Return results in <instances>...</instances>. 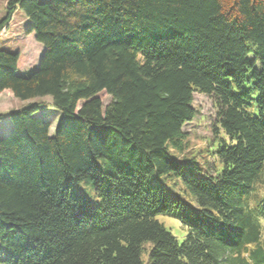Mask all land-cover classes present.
<instances>
[{"label":"trees","instance_id":"trees-1","mask_svg":"<svg viewBox=\"0 0 264 264\" xmlns=\"http://www.w3.org/2000/svg\"><path fill=\"white\" fill-rule=\"evenodd\" d=\"M6 3L43 49L21 75L0 48V264H264V0ZM194 93L217 126L190 149Z\"/></svg>","mask_w":264,"mask_h":264},{"label":"rangeland","instance_id":"rangeland-1","mask_svg":"<svg viewBox=\"0 0 264 264\" xmlns=\"http://www.w3.org/2000/svg\"><path fill=\"white\" fill-rule=\"evenodd\" d=\"M6 1L0 0V21L6 15ZM10 22L0 31V48L7 49L10 52L19 51L21 55L20 74L28 75L38 64L42 54L43 47L38 44L32 34L24 33L28 21L24 18L20 11L12 14ZM193 110L196 112L195 118L183 126V132L187 136L188 145L191 148L207 146V142L212 139L213 128L217 126L216 105L211 97L193 94ZM110 98L106 95L102 96V101L107 104ZM45 101L49 102V99ZM24 105V102L15 100L10 92H4L0 95V135L2 130L6 132L10 128V121L7 118L10 111L18 109ZM42 119L51 122L50 135L53 134L59 113L50 107L49 103L44 104L43 110L37 113ZM1 137V136H0ZM86 195H89L88 192ZM158 221L165 224L166 228L179 241L183 240L186 235L184 226H180V222L167 216H159Z\"/></svg>","mask_w":264,"mask_h":264}]
</instances>
